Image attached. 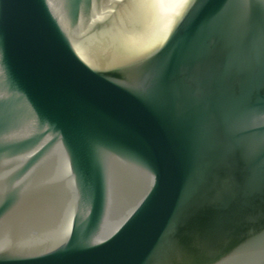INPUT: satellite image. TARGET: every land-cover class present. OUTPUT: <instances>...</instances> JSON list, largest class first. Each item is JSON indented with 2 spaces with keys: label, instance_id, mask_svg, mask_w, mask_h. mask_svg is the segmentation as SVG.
Listing matches in <instances>:
<instances>
[{
  "label": "water",
  "instance_id": "1",
  "mask_svg": "<svg viewBox=\"0 0 264 264\" xmlns=\"http://www.w3.org/2000/svg\"><path fill=\"white\" fill-rule=\"evenodd\" d=\"M123 2L0 0V264H264V0Z\"/></svg>",
  "mask_w": 264,
  "mask_h": 264
},
{
  "label": "bare ground",
  "instance_id": "2",
  "mask_svg": "<svg viewBox=\"0 0 264 264\" xmlns=\"http://www.w3.org/2000/svg\"><path fill=\"white\" fill-rule=\"evenodd\" d=\"M171 2L172 0H124L123 7L119 9L120 23L116 29L138 36L169 10Z\"/></svg>",
  "mask_w": 264,
  "mask_h": 264
}]
</instances>
